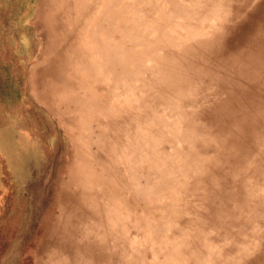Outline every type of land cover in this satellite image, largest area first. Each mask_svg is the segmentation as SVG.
Returning <instances> with one entry per match:
<instances>
[{
  "label": "rangeland",
  "instance_id": "374dc122",
  "mask_svg": "<svg viewBox=\"0 0 264 264\" xmlns=\"http://www.w3.org/2000/svg\"><path fill=\"white\" fill-rule=\"evenodd\" d=\"M263 76L264 0H0V264H264Z\"/></svg>",
  "mask_w": 264,
  "mask_h": 264
},
{
  "label": "bare ground",
  "instance_id": "6f19581e",
  "mask_svg": "<svg viewBox=\"0 0 264 264\" xmlns=\"http://www.w3.org/2000/svg\"><path fill=\"white\" fill-rule=\"evenodd\" d=\"M258 2V1H257ZM260 3V2H259ZM254 27V26H253ZM189 50H191V49H189ZM252 52V51H251ZM232 64H236V63H232ZM117 67V69H118V65L116 66ZM234 67V66H233ZM236 67H237V65H236ZM256 67V66H255ZM254 67V68H255ZM237 70H238V68H237ZM259 71V70H258ZM231 72V71H230ZM233 72V71H232ZM243 72V71H242ZM260 72V71H259ZM218 73V72H217ZM241 73V72H240ZM247 73V72H246ZM251 74V73H250ZM263 74V73H262ZM252 75V74H251ZM260 75V74H259ZM259 75H258V77H259ZM225 76V75H224ZM254 77V76H253ZM253 77H252V79H253ZM263 78H264V76H263ZM251 79V80H252ZM257 80H259L258 78H256ZM256 79H254L255 81H256ZM260 82V81H259ZM258 82V83H259ZM263 82V81H262ZM264 84V83H263ZM243 85V84H242ZM253 86V85H252ZM260 86H262V85H260ZM255 87V86H254ZM100 89H103V88H100ZM252 89H253V87H252ZM261 89V88H260ZM260 93H263V92H260ZM103 94H104V90H103ZM252 94V93H251ZM255 94V93H254ZM257 94V93H256ZM258 95V94H257ZM264 95V94H263ZM259 96V95H258ZM260 96L262 97V95L260 94ZM74 97V96H73ZM103 97V96H102ZM256 97V96H255ZM259 99V98H258ZM264 100V99H263ZM68 101L71 103V102H73V101H75V98H71V99H68ZM100 101V100H99ZM259 101H261V100H259ZM258 101V102H259ZM264 102V101H263ZM80 103V102H79ZM225 103V102H224ZM72 104V103H71ZM84 104H86V102L85 103H83V105ZM239 104V103H238ZM257 105V104H256ZM262 105V104H261ZM73 107V106H72ZM257 107V106H256ZM76 108H72L71 110L69 109V110H67V112L68 111H71L72 112V110L74 111ZM220 109V108H219ZM263 109V108H262ZM261 109V110H262ZM255 110V109H254ZM57 111H59V112H62L59 108L57 109ZM244 111V110H243ZM66 112V111H65ZM64 112V113H65ZM57 115L59 116V114L57 113ZM84 120V119H83ZM88 122V121H87ZM86 122V123H87ZM85 123V124H86ZM85 131V130H84ZM85 133H86V131H85ZM91 159L89 158V159H87V161H81V160H79V166H81V167H86V165H88L91 161H90ZM84 168H82V169H84ZM89 169H93L94 171H95V169H94V166H92V167H89L87 170H89ZM75 170L76 171H73L72 169L70 170V172H69V174L70 175H72V176H69V177H72L73 178V176H79L80 178H82V176H80V170H79V172H78V168H75ZM96 173V172H95ZM97 174V177L96 178H94V179H99V180H101V179H103V176H102V174H99L98 175V173H96ZM85 177L87 178L88 176L87 175H85ZM72 182H74L72 179L71 180H69V178H67V181L65 182L66 183V185H65V183H64V191L62 192L63 193V202H62V206H61V210H60V215H59V217H58V223H57V225H56V231H55V233H54V241L56 240V241H58V239H63V240H67L68 242H75L76 243V240H75V237L73 236L74 234H73V228H70L68 225H67V223H68V221H70V220H72V219H70L72 216H68L70 213H72L73 212V210H72V208H73V206L72 205H76L75 203H77V202H79V201H81V199L84 201L85 200V193L83 192H81V190L80 189H76V191H75V189L72 187V186H70V183H72ZM68 183V184H67ZM78 187V185L76 186V188ZM74 189V190H73ZM75 192H76V196H75ZM84 195V196H83ZM85 201H88V202H86L85 203V205H87V206H92V203H90L91 201H89V200H85ZM82 206V205H81ZM78 207H79V205H78ZM85 208V207H84ZM72 210V211H71ZM69 211H71V212H69ZM78 211L79 210H75L74 212H75V214L76 213H78ZM85 211L86 212H88V213H90V211L88 210V208H85ZM69 212V213H68ZM70 219V220H69ZM52 222V221H51ZM54 222V221H53ZM54 224V223H53ZM51 227H52V224L50 225ZM41 227V226H40ZM53 229V228H52ZM52 229L50 230V231H52ZM54 230V229H53ZM49 231V232H50ZM49 234V233H48ZM45 237V236H44ZM46 239V238H45ZM46 242V241H45ZM48 244V243H47ZM75 248L77 249V250H81L83 247L79 244V243H77L76 244V246H75ZM84 250H86V248H84ZM46 252V251H45ZM49 252V251H48ZM47 252V253H48ZM46 253V254H47ZM43 254V253H42Z\"/></svg>",
  "mask_w": 264,
  "mask_h": 264
},
{
  "label": "crops",
  "instance_id": "0c3cea01",
  "mask_svg": "<svg viewBox=\"0 0 264 264\" xmlns=\"http://www.w3.org/2000/svg\"><path fill=\"white\" fill-rule=\"evenodd\" d=\"M89 95V94H88ZM93 95V94H92ZM92 95H90V96H92ZM89 96V97H90ZM73 97V93L72 94H70V96H65V98H63L62 97V100L63 101H68V99H71V98ZM87 98V102L89 103L91 100H90V98ZM69 102V101H68ZM66 108V107H65ZM71 108H72V105H71ZM60 109V108H59ZM67 110H69V107L67 108V109H65V111L67 112ZM72 112H73V110H72ZM91 162L88 164V165H86V167L85 168H89V167H92L93 166V163H92V160H90ZM80 164H79V161L75 164V165H73L72 167L73 168H78V167H81V166H79ZM84 168V167H83ZM87 169H83V170H81L80 172H79V170H78V172L80 173V176H82V178H80L79 176H73V178H72V180L74 181V182H78V183H81L80 181L81 180H87V184H90V182H97V181H95L94 180V177H97V174L95 173V171L93 170V169H89V170H87ZM73 170V169H72ZM73 171H76V170H73ZM85 175H87L88 177L86 178L85 177ZM68 176H71L70 174H68ZM80 178V179H79ZM79 179V180H78ZM102 180V179H101ZM73 183V182H72ZM88 189H89V185L87 186V187H84V189L82 190L86 195H85V197H87V196H91V193L90 192H88ZM94 196V195H93ZM107 199L110 201V198H109V196L107 195ZM76 205H72L73 206V208H72V210H73V212L72 213H70L68 216H77V214L79 213V212H81V211H85V208H84V206H83V204H82V201H79V202H77V203H75ZM78 205H79V207H78ZM82 205V206H81ZM71 210V211H72ZM75 210H79L78 211V213H76L75 214ZM71 211H69V212H71ZM85 213H87V215H89L90 217H91V215H92V212H90V213H88V212H85ZM106 213H108L107 211H106ZM109 213H110V211H109ZM98 215V214H97ZM72 216V217H73ZM92 217H93V215H92ZM99 217H101L100 216V214H99ZM73 221H74V217L72 218V220H70V221H68V223H67V225L70 227V228H72L73 227Z\"/></svg>",
  "mask_w": 264,
  "mask_h": 264
}]
</instances>
